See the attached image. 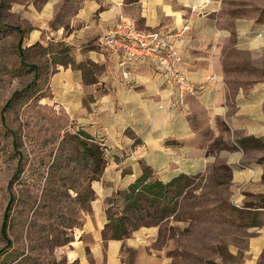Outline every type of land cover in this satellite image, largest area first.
<instances>
[{
  "label": "crops",
  "instance_id": "0c3cea01",
  "mask_svg": "<svg viewBox=\"0 0 264 264\" xmlns=\"http://www.w3.org/2000/svg\"><path fill=\"white\" fill-rule=\"evenodd\" d=\"M61 2L45 0L42 25L29 37L31 43L63 42L76 63H92L93 74L59 66L49 86L56 104L81 113V128L101 142L106 159L91 183L95 198L63 246L68 262L131 264L134 250L133 264H163L149 248L156 226L123 239L102 236L108 198L147 165L163 182L228 168L230 202L252 221L244 226L250 234L241 264H264V21L259 13L228 12L221 0H80L66 23L52 27ZM119 15L143 31L177 33L179 67L202 89L186 93L178 106L175 87L151 64L120 67L116 56L98 46Z\"/></svg>",
  "mask_w": 264,
  "mask_h": 264
},
{
  "label": "rangeland",
  "instance_id": "374dc122",
  "mask_svg": "<svg viewBox=\"0 0 264 264\" xmlns=\"http://www.w3.org/2000/svg\"><path fill=\"white\" fill-rule=\"evenodd\" d=\"M44 2L0 0V230L9 195L15 196L6 225L11 247L0 257V264H76L68 262L61 242L72 237L82 222V211L88 209L74 200L88 170L69 160L75 152L68 138L82 130L81 113L66 112L53 101L49 79L59 66L29 37L42 25ZM79 3L62 0L50 25L66 23ZM221 3L228 12L259 13L264 21V0ZM20 35L22 57L17 51ZM45 43L57 50L56 42ZM15 92V100L6 107ZM19 155L22 171L16 177ZM231 191L223 166L190 177L174 216L157 225L151 218L143 221L157 227L151 251L163 264H241V249L250 233L231 205ZM4 244L0 231V248ZM130 252L133 264L137 253Z\"/></svg>",
  "mask_w": 264,
  "mask_h": 264
},
{
  "label": "trees",
  "instance_id": "16d2710c",
  "mask_svg": "<svg viewBox=\"0 0 264 264\" xmlns=\"http://www.w3.org/2000/svg\"><path fill=\"white\" fill-rule=\"evenodd\" d=\"M7 28H9V26ZM17 30L22 32L20 29ZM46 44L36 42L33 45L44 47L42 49L45 50L46 53L53 55L57 66L65 67L70 65L72 68L81 69L83 73H94V67L90 61L76 63L72 59L70 46L63 42H56L57 50L53 51L48 45L44 46ZM98 46L101 47L99 44ZM17 51L21 57L25 52L22 35L19 36L17 41ZM30 66L37 69L36 65ZM17 94L18 93L15 92L7 100L5 104L6 107L13 103ZM68 140L72 145L70 148L75 152V156L70 154L72 158L69 160L77 161L84 171L88 170L86 175L83 174L84 178L80 188L75 192L74 199L78 205L85 207L95 198L91 183L99 179L105 166L106 159L104 148L101 142L83 129L70 136ZM21 165L22 156L19 155L17 168L14 174L16 177L22 171ZM225 169L228 171V168L225 167ZM190 177L192 176L182 174L169 182H163L155 175L154 171L149 166L143 165L142 174L139 177L129 184L127 188L117 190L111 198L107 200L108 206L105 210L107 223L102 230L103 238L123 239L143 226H150V224H144L143 222L147 218H151L155 223L154 225H157L159 222L174 216L178 211L179 199L183 196L186 188L189 187ZM14 199V194L10 193L0 230L5 241L4 246L0 248V257L11 247V240L6 233V225ZM231 205L235 207L243 218V226L252 222L249 214L240 210L232 203ZM60 215L63 221H67V217H65L63 213ZM65 227L70 228L71 225ZM68 241L69 238L65 237L61 243L64 245Z\"/></svg>",
  "mask_w": 264,
  "mask_h": 264
},
{
  "label": "built area",
  "instance_id": "2783aa9c",
  "mask_svg": "<svg viewBox=\"0 0 264 264\" xmlns=\"http://www.w3.org/2000/svg\"><path fill=\"white\" fill-rule=\"evenodd\" d=\"M177 33L166 30L143 31L136 22L125 15H119L111 30L101 35L98 44L118 59V65L125 67L133 61H145L175 87L178 92V106L183 105L186 93L195 94L202 84L190 81L181 71V55L175 45ZM128 72L122 70L127 77ZM176 105L175 103H171Z\"/></svg>",
  "mask_w": 264,
  "mask_h": 264
}]
</instances>
